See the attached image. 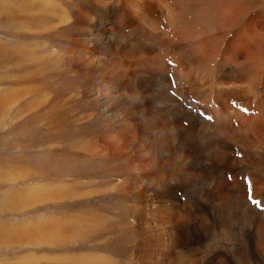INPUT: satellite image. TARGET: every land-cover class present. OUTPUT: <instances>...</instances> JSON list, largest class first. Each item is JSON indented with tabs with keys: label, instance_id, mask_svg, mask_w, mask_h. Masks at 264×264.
Segmentation results:
<instances>
[{
	"label": "bare ground",
	"instance_id": "bare-ground-1",
	"mask_svg": "<svg viewBox=\"0 0 264 264\" xmlns=\"http://www.w3.org/2000/svg\"><path fill=\"white\" fill-rule=\"evenodd\" d=\"M237 1L215 19L228 40L198 37V0L61 1L69 41L52 63L77 106L60 112L92 130L73 144L85 170H64L70 156L55 153L57 176L95 184L87 193L58 185L56 196L118 203L58 218L56 245L82 235L135 255L115 264H264V12L249 23L259 0ZM35 2L41 13L63 8ZM190 6L194 18L182 23Z\"/></svg>",
	"mask_w": 264,
	"mask_h": 264
},
{
	"label": "rangeland",
	"instance_id": "rangeland-1",
	"mask_svg": "<svg viewBox=\"0 0 264 264\" xmlns=\"http://www.w3.org/2000/svg\"><path fill=\"white\" fill-rule=\"evenodd\" d=\"M49 1L58 6L62 0ZM237 2L198 0V37L219 35L228 40L231 32L224 34L217 30L215 19L224 16L221 10L225 5ZM36 5L35 0H0V264H76L71 259L82 255H104L111 257L114 264L118 260L129 263L127 260L135 255L127 252L118 256L116 252L120 249L114 250L113 243L109 246L101 241L84 243L82 235L60 246L55 243L54 223L58 218L75 217L90 202L94 205L118 202L114 196L101 199L90 196L91 199L83 201V198L59 200L56 196L58 185L82 184L78 193L94 189L95 183L90 178L72 180L63 178L65 173L58 179L55 160V153L69 155L63 160V169L68 168L69 162L70 168L78 164L77 170L82 171L83 161L78 157L73 159L77 153L73 144L78 139L76 135L86 137L92 129L90 125L73 127L72 120L60 112L77 106L68 103L76 92L59 91L67 78L61 77L62 73L52 63L60 52L58 45L69 41L63 33L66 27L59 21L63 15H71L70 10L63 3L60 12L53 13L55 9L41 13ZM251 9L248 19L253 24L257 12H264V0ZM193 12L194 7L185 8L182 23L191 22ZM263 23L258 22L257 28L264 29ZM208 69L209 66L201 68L198 75ZM60 94L64 95L56 99ZM55 99L61 107L53 110ZM117 241L123 242L122 236ZM250 264L254 263L250 261Z\"/></svg>",
	"mask_w": 264,
	"mask_h": 264
}]
</instances>
